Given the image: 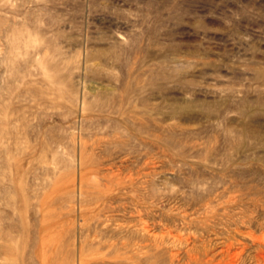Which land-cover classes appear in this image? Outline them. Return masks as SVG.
<instances>
[{
	"label": "rangeland",
	"instance_id": "obj_1",
	"mask_svg": "<svg viewBox=\"0 0 264 264\" xmlns=\"http://www.w3.org/2000/svg\"><path fill=\"white\" fill-rule=\"evenodd\" d=\"M263 258L264 0H0V264Z\"/></svg>",
	"mask_w": 264,
	"mask_h": 264
},
{
	"label": "bare ground",
	"instance_id": "obj_2",
	"mask_svg": "<svg viewBox=\"0 0 264 264\" xmlns=\"http://www.w3.org/2000/svg\"><path fill=\"white\" fill-rule=\"evenodd\" d=\"M253 238V237H252ZM259 255V254H258ZM262 255V254H261ZM261 259H262V257H261ZM264 259V258H263Z\"/></svg>",
	"mask_w": 264,
	"mask_h": 264
}]
</instances>
